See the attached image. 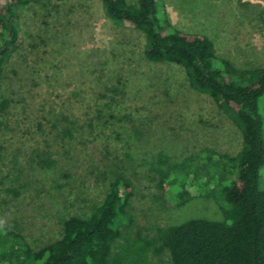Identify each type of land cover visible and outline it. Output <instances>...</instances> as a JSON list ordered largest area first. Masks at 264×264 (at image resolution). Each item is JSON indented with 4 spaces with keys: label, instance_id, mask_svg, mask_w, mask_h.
Wrapping results in <instances>:
<instances>
[{
    "label": "rangeland",
    "instance_id": "rangeland-1",
    "mask_svg": "<svg viewBox=\"0 0 264 264\" xmlns=\"http://www.w3.org/2000/svg\"><path fill=\"white\" fill-rule=\"evenodd\" d=\"M159 5L176 29L210 38L236 68L264 67V0ZM20 29L25 47L5 66L1 92L11 106L0 127V218L33 249L56 240L64 218L100 205L115 173L138 183L153 167L168 170L194 156L212 169L210 181L197 185L199 194L185 205L171 195L170 206L159 207L138 187L135 223L144 229L223 219L213 177L224 164L232 167L243 133L191 86L182 66L150 62L146 34L113 22L102 0L34 2ZM84 119L93 134L80 126ZM39 158L55 165L45 168ZM262 175L264 184V169Z\"/></svg>",
    "mask_w": 264,
    "mask_h": 264
},
{
    "label": "trees",
    "instance_id": "trees-1",
    "mask_svg": "<svg viewBox=\"0 0 264 264\" xmlns=\"http://www.w3.org/2000/svg\"><path fill=\"white\" fill-rule=\"evenodd\" d=\"M39 1L0 0V127L11 106L1 95L4 69L25 47L24 9ZM102 3L113 22L146 34L150 62L182 66L191 86L209 95L241 129L244 145L230 158L232 167L224 164L213 177L221 187L223 219L195 218L168 227L151 223L144 229L135 223L138 187L159 207H169L171 195L185 205L199 194L197 185L210 181L212 169L194 156L168 170L153 167L138 175V183L115 173L104 201L89 214L61 220L60 236L38 250L0 218V264H264V67L236 68L217 55L210 38L176 29L159 0ZM80 126L93 134L88 119ZM39 164L52 168L55 161L39 158Z\"/></svg>",
    "mask_w": 264,
    "mask_h": 264
}]
</instances>
